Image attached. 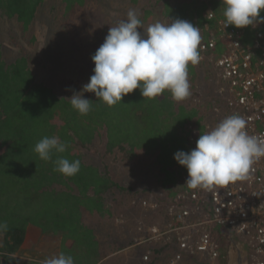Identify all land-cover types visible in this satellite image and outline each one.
I'll return each mask as SVG.
<instances>
[{
  "label": "trees",
  "instance_id": "trees-1",
  "mask_svg": "<svg viewBox=\"0 0 264 264\" xmlns=\"http://www.w3.org/2000/svg\"><path fill=\"white\" fill-rule=\"evenodd\" d=\"M59 1L66 6L67 13L86 2ZM47 4V0H0V22H16L26 32ZM157 6L169 23L180 18L200 28L205 35L201 43L214 40L215 49L204 52L199 48V64L188 68L191 79L200 63L206 62L213 69V61L227 49V30L241 32L249 47L257 33H264V24L259 23L245 29H226L221 0H158ZM152 14L151 9L147 10L144 21ZM3 46L0 39V225H6L0 227V264H42L16 257L30 227L60 240L55 257L63 253L71 255L74 264H102L106 255L100 248L99 233L85 224L84 218L86 214L109 215L110 193L124 189L108 169L102 171L87 164L84 150L105 141L107 153L120 152L131 162L140 154L153 158L164 175L166 200L173 198L179 190V180L188 175L174 154L190 152L200 133L207 131L208 105H202L206 100L200 104L192 94L175 102L170 92L156 100H144L137 89L123 102L109 107L92 93L84 96L93 102L91 111L80 115L69 100L38 81L30 57L18 53L14 61L8 62ZM212 69L210 73L214 75ZM45 136L59 137L68 145L66 152L54 153L52 160L42 161L34 147ZM60 157L80 160L79 173L67 178L54 171V162ZM165 248L153 250L159 259Z\"/></svg>",
  "mask_w": 264,
  "mask_h": 264
},
{
  "label": "rangeland",
  "instance_id": "rangeland-1",
  "mask_svg": "<svg viewBox=\"0 0 264 264\" xmlns=\"http://www.w3.org/2000/svg\"><path fill=\"white\" fill-rule=\"evenodd\" d=\"M157 2L86 0L83 6L67 13L66 6L59 0H47L48 4L38 12L36 21L26 32L16 22H0L4 57L8 62L14 61L18 53L30 57V65L38 81L51 86L59 96L70 98L74 92H81L90 81L95 67L91 57L104 42L109 28L127 20L129 10H134L142 21V30L157 21L169 23L163 19L159 7H155ZM149 9L153 14L145 22V12ZM204 36L201 34V39ZM200 64L195 78H188L190 96L200 92V104L203 100L209 104L216 77L211 75L212 68L206 62ZM86 94L92 93H84V96ZM90 149L84 150L85 162L98 166L102 171L108 169L113 179L124 189H114L110 193L109 215L99 217L97 214H86L84 218L85 224L96 228L99 233L100 248L102 254L106 255L102 264H165L171 257L172 249H167L159 259V254L153 251L159 248V242L149 240L150 230L165 224L166 218L162 207L163 203H168V192L160 166L144 154L131 162L120 152L107 153L105 141L94 144ZM219 235L224 247L221 259L186 258L180 264H228V234ZM59 243L58 238L44 236L36 228L30 227L16 257L23 261L43 262L58 254ZM128 248H132L133 252L124 255L123 252L128 251ZM149 253L151 260L141 262V258Z\"/></svg>",
  "mask_w": 264,
  "mask_h": 264
},
{
  "label": "clouds",
  "instance_id": "clouds-1",
  "mask_svg": "<svg viewBox=\"0 0 264 264\" xmlns=\"http://www.w3.org/2000/svg\"><path fill=\"white\" fill-rule=\"evenodd\" d=\"M221 3L226 27L245 29L264 24L261 16L264 0H221ZM142 29L143 23L134 10H129L127 20L109 28L104 42L91 57L95 67L90 81L81 92L66 98L80 115H87L93 104L84 98V93L95 94L98 101L109 107L123 102L124 97L137 89L144 100H156L170 92L175 102H182L191 95L188 68L198 65L201 59L200 28L177 18L167 24L157 21ZM198 94L195 99L201 100ZM246 129L245 118L233 114L212 130L201 132L190 152H176L174 159L188 172L184 186L212 191L248 179L253 165L264 158V134L249 135ZM67 148L59 137L45 136L36 143L34 151L47 162L54 153H64ZM54 163V171L67 178L81 169L78 159L60 157ZM42 264H74V259L61 253Z\"/></svg>",
  "mask_w": 264,
  "mask_h": 264
},
{
  "label": "built area",
  "instance_id": "built-area-1",
  "mask_svg": "<svg viewBox=\"0 0 264 264\" xmlns=\"http://www.w3.org/2000/svg\"><path fill=\"white\" fill-rule=\"evenodd\" d=\"M241 35L227 30V49L213 61L216 81L206 104L212 122H207L206 132L239 114L247 121L249 135L264 134V33L256 34L251 47ZM215 47L214 40L199 45L204 52ZM187 178L179 180L176 195L163 203L165 224L149 232V240L166 247L161 256L172 249L165 264H180L192 257L221 259L224 247L219 233L228 232L244 244L248 264H264V158L253 165L248 179L212 191L187 188ZM150 258V253L145 254L143 262Z\"/></svg>",
  "mask_w": 264,
  "mask_h": 264
},
{
  "label": "water",
  "instance_id": "water-1",
  "mask_svg": "<svg viewBox=\"0 0 264 264\" xmlns=\"http://www.w3.org/2000/svg\"><path fill=\"white\" fill-rule=\"evenodd\" d=\"M228 238L230 241L228 264H248V253L244 244L230 232H228Z\"/></svg>",
  "mask_w": 264,
  "mask_h": 264
},
{
  "label": "crops",
  "instance_id": "crops-1",
  "mask_svg": "<svg viewBox=\"0 0 264 264\" xmlns=\"http://www.w3.org/2000/svg\"><path fill=\"white\" fill-rule=\"evenodd\" d=\"M131 251L133 252V249H132V248H128V251L125 250V251L123 252V254H124V255H127L128 252H131ZM132 252H131V253H132Z\"/></svg>",
  "mask_w": 264,
  "mask_h": 264
}]
</instances>
